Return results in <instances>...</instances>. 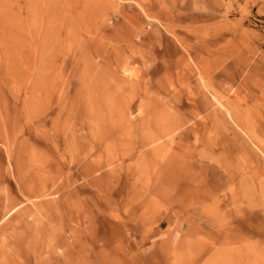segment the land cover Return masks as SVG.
I'll return each mask as SVG.
<instances>
[{"label": "rangeland", "instance_id": "1", "mask_svg": "<svg viewBox=\"0 0 264 264\" xmlns=\"http://www.w3.org/2000/svg\"><path fill=\"white\" fill-rule=\"evenodd\" d=\"M0 264H264V0H0Z\"/></svg>", "mask_w": 264, "mask_h": 264}, {"label": "crops", "instance_id": "2", "mask_svg": "<svg viewBox=\"0 0 264 264\" xmlns=\"http://www.w3.org/2000/svg\"><path fill=\"white\" fill-rule=\"evenodd\" d=\"M171 237H172V236H170V238H171ZM170 238H169V239H170ZM164 240H165V239H164ZM171 240H172V239H171Z\"/></svg>", "mask_w": 264, "mask_h": 264}]
</instances>
